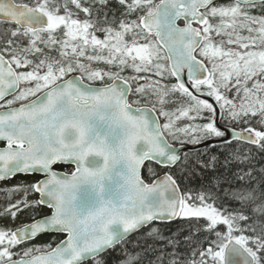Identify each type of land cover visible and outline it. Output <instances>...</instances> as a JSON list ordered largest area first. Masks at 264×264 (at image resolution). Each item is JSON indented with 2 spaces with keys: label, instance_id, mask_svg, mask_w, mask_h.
Returning <instances> with one entry per match:
<instances>
[{
  "label": "snow or ice",
  "instance_id": "6c2138e0",
  "mask_svg": "<svg viewBox=\"0 0 264 264\" xmlns=\"http://www.w3.org/2000/svg\"><path fill=\"white\" fill-rule=\"evenodd\" d=\"M258 156L264 0H0V264H264Z\"/></svg>",
  "mask_w": 264,
  "mask_h": 264
},
{
  "label": "trees",
  "instance_id": "16d2710c",
  "mask_svg": "<svg viewBox=\"0 0 264 264\" xmlns=\"http://www.w3.org/2000/svg\"><path fill=\"white\" fill-rule=\"evenodd\" d=\"M213 149L223 151L224 145H210V146L203 148L201 150H198L195 152H186V153L190 157H195L198 153H208V152H211ZM257 161H259L257 163L258 169L260 167H264V161H261L259 156L257 157ZM157 170L160 172V174H162L164 171L160 168H157ZM173 171H175L176 175L181 178V188L182 189L185 187L195 189V188H198L200 186V184L203 182L200 178L199 173H197L196 176H191V175L184 176V175H182V172L180 170L173 169ZM160 227H161L162 231H164L166 234H174V233H178V232H181L183 230H186L189 226L184 221L176 220L172 223L162 224V225H160ZM180 239H181V248L183 250L184 248L187 247V245L184 244L182 236L180 237ZM134 247H135V244L133 243L132 245H130L129 250H131V248H134ZM121 255H122V253L117 252L113 256L107 257V259L110 260L111 264H118L117 257H119Z\"/></svg>",
  "mask_w": 264,
  "mask_h": 264
},
{
  "label": "flooded vegetation",
  "instance_id": "af4514ba",
  "mask_svg": "<svg viewBox=\"0 0 264 264\" xmlns=\"http://www.w3.org/2000/svg\"><path fill=\"white\" fill-rule=\"evenodd\" d=\"M191 145V144H188ZM193 146V145H191ZM58 172H66L68 171L67 166H58L56 168ZM36 177L32 176H26L23 174H18L14 178H10L6 181H0V210H2L5 206H7L8 202L11 200V202H15V199L18 197V193H12L11 190L18 184H27L32 182ZM29 213H25L24 215L19 217V220L17 221V224L20 222H29L30 218ZM5 223V221L0 220V224ZM58 239V237L55 234H49L47 236L41 237L40 240L35 241V243L40 244L44 242H54Z\"/></svg>",
  "mask_w": 264,
  "mask_h": 264
},
{
  "label": "water",
  "instance_id": "95a60500",
  "mask_svg": "<svg viewBox=\"0 0 264 264\" xmlns=\"http://www.w3.org/2000/svg\"><path fill=\"white\" fill-rule=\"evenodd\" d=\"M209 145H223V143L218 141V140H210V141H207L205 143H201V144H198V145H195L192 147L185 146V145L183 147H181V146H176V147L181 152V154H183L185 152H194L196 150H199V149L206 147V146H209ZM23 175H25V174H23ZM174 221H176V220H174ZM174 221H172V222H174ZM172 222H170V223H172Z\"/></svg>",
  "mask_w": 264,
  "mask_h": 264
},
{
  "label": "bare ground",
  "instance_id": "6f19581e",
  "mask_svg": "<svg viewBox=\"0 0 264 264\" xmlns=\"http://www.w3.org/2000/svg\"><path fill=\"white\" fill-rule=\"evenodd\" d=\"M210 146V145H209ZM206 147H208V146H206ZM206 147H203V148H206ZM203 148H201V149H203ZM201 149H199V150H201ZM196 151H198V150H196ZM195 152V151H194Z\"/></svg>",
  "mask_w": 264,
  "mask_h": 264
},
{
  "label": "rangeland",
  "instance_id": "374dc122",
  "mask_svg": "<svg viewBox=\"0 0 264 264\" xmlns=\"http://www.w3.org/2000/svg\"><path fill=\"white\" fill-rule=\"evenodd\" d=\"M192 145V144H191Z\"/></svg>",
  "mask_w": 264,
  "mask_h": 264
}]
</instances>
